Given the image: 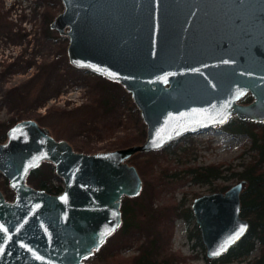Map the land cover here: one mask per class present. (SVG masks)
Wrapping results in <instances>:
<instances>
[{
    "label": "water",
    "instance_id": "95a60500",
    "mask_svg": "<svg viewBox=\"0 0 264 264\" xmlns=\"http://www.w3.org/2000/svg\"><path fill=\"white\" fill-rule=\"evenodd\" d=\"M50 22L68 38L69 62L118 81L145 124L143 141L75 150L35 118H21L0 141V264H97L88 261L120 225L121 199L143 180L128 158L232 115L264 121V0H62ZM251 100L241 101L246 95ZM53 164L62 190L26 180ZM237 179L195 195L190 207L207 259L228 250L249 226ZM243 233L235 239L240 230Z\"/></svg>",
    "mask_w": 264,
    "mask_h": 264
},
{
    "label": "rangeland",
    "instance_id": "374dc122",
    "mask_svg": "<svg viewBox=\"0 0 264 264\" xmlns=\"http://www.w3.org/2000/svg\"><path fill=\"white\" fill-rule=\"evenodd\" d=\"M62 9V0H0V14L4 20L0 24V139L6 136L3 128L16 117H31L47 126L56 138L67 139L73 147L95 149L96 144L117 147L125 132L137 131V124L129 118L127 105L115 92L119 100L111 101L113 105L106 112V105L98 99L107 83L102 74L69 62L67 36L50 26ZM115 85L114 90L123 91L121 84V87ZM76 106L80 108L73 112ZM233 117L236 116L230 118ZM223 124L184 138L185 134L179 136L176 140L181 146L194 141L195 151L185 157L178 147L176 152L169 151L166 158L154 164V169L158 171L169 164L181 168L189 163L209 162L231 163L236 170L242 169V162L251 158V151L241 156L239 153L250 144V139L245 133L228 134ZM42 164L41 170H47L52 163L43 161ZM50 171L54 174V167ZM236 180V175L217 178L212 184L190 179L177 183L175 180L176 186L154 198L155 203L181 202L179 206L182 207L191 203L194 191L198 194L211 192V186L216 183L229 186ZM28 181L34 185V179ZM5 185H8L7 178L0 172V189ZM190 227L181 215H176L169 248L176 252L173 256L181 260L180 264H205V248L192 244L193 238L188 237ZM115 239L116 234H113L109 244ZM137 253L134 244L120 250L124 256ZM258 255L259 244L255 242L247 258ZM87 260L101 264L100 260Z\"/></svg>",
    "mask_w": 264,
    "mask_h": 264
},
{
    "label": "trees",
    "instance_id": "16d2710c",
    "mask_svg": "<svg viewBox=\"0 0 264 264\" xmlns=\"http://www.w3.org/2000/svg\"><path fill=\"white\" fill-rule=\"evenodd\" d=\"M3 21L2 14H0V24H3ZM103 78L107 83L98 99L106 105V112H109L111 108L108 107L113 105L111 101L119 100L114 94L115 92L120 95L121 101L127 105L128 116L138 127L137 131L125 132L124 138L117 146L143 141L146 135L145 124L129 92L124 88L120 92L114 90L115 84L120 87L121 85L116 80L105 76ZM251 98L250 94H246L241 98V101L247 102ZM79 108L80 106H76L72 111L76 112ZM21 118L16 117L8 126L3 128L4 131L6 132L10 125ZM222 127L228 134L245 133L250 139V144L239 153L241 156L244 152L251 151V158L242 162V169L236 170L233 164L224 162L189 163L181 168L172 167L169 164L161 166L158 171L154 169V164L160 159L166 158L169 151L176 152L178 147H180V153L187 157L189 152L195 151L194 141L181 146L174 139L159 149L134 153L128 158V161L137 166L143 180L142 189L136 195H124L122 197L120 225L88 259L100 260L101 264H180L181 260L173 256L176 252L173 253L169 248L173 232V218L176 215H181L187 226L191 225L188 230V237L193 238L192 244H198L203 249L205 248L201 241L198 225L194 221L192 209L190 204L182 207L179 206L181 202L177 204L168 201L157 204L155 199L160 197L162 193L172 190L176 186L175 180L177 183L190 179L193 182L212 184L217 178L236 175L237 179L245 181V186L240 194V214L248 219L249 226L245 234L220 256L209 260L204 254L205 264H264V121L233 117L226 121ZM189 135L190 133L185 134L182 138ZM4 139H0V141ZM73 148L86 152L95 151V149L88 147ZM109 148H114V146ZM42 162L30 169L27 180L34 179V186L43 188L48 192H60L63 188L61 178L50 171L53 168L52 164L47 170L43 169L50 173L41 170V167L44 166ZM227 187L223 183H216L211 186L213 191H223ZM2 191L7 198L13 195V191L8 185H5ZM197 194L194 191L193 197ZM113 234H116V239L112 244H109V239ZM140 237L143 239L142 241H140ZM255 242L259 244V255L247 258L254 248ZM133 244L138 249L137 254L130 256L120 254L121 248L130 247ZM182 259H185V256Z\"/></svg>",
    "mask_w": 264,
    "mask_h": 264
},
{
    "label": "built area",
    "instance_id": "2783aa9c",
    "mask_svg": "<svg viewBox=\"0 0 264 264\" xmlns=\"http://www.w3.org/2000/svg\"><path fill=\"white\" fill-rule=\"evenodd\" d=\"M106 147L104 145L101 144H96L95 146V150H100V149H105Z\"/></svg>",
    "mask_w": 264,
    "mask_h": 264
},
{
    "label": "flooded vegetation",
    "instance_id": "af4514ba",
    "mask_svg": "<svg viewBox=\"0 0 264 264\" xmlns=\"http://www.w3.org/2000/svg\"><path fill=\"white\" fill-rule=\"evenodd\" d=\"M75 150H76V149H75ZM40 163H41V162H40ZM40 163H39V164H40ZM39 164H38V165H39ZM38 165H37V166H38ZM29 171H30V170H29ZM29 171H28V172H29ZM27 174H28V173H27ZM26 180H27V175H26ZM7 182H8V180H7ZM27 182L29 183L28 180H27ZM30 184H31V183H30ZM31 185H32V184H31ZM8 186H9V185H8ZM33 186H34V185H33ZM35 187H36V186H35ZM38 188H39V187H38ZM11 190H12V189H11ZM12 191H13V190H12ZM13 195H14V192H13ZM12 197H13V196H12ZM9 199H12V198H9ZM113 232H114V231H113Z\"/></svg>",
    "mask_w": 264,
    "mask_h": 264
},
{
    "label": "snow or ice",
    "instance_id": "6c2138e0",
    "mask_svg": "<svg viewBox=\"0 0 264 264\" xmlns=\"http://www.w3.org/2000/svg\"><path fill=\"white\" fill-rule=\"evenodd\" d=\"M243 233V229L240 230V233L237 234V236L235 237V239L239 238V235Z\"/></svg>",
    "mask_w": 264,
    "mask_h": 264
}]
</instances>
